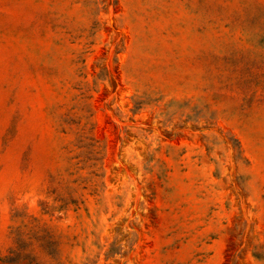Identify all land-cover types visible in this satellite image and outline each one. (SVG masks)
Listing matches in <instances>:
<instances>
[{"label": "rangeland", "instance_id": "rangeland-1", "mask_svg": "<svg viewBox=\"0 0 264 264\" xmlns=\"http://www.w3.org/2000/svg\"><path fill=\"white\" fill-rule=\"evenodd\" d=\"M0 264H264V0H0Z\"/></svg>", "mask_w": 264, "mask_h": 264}, {"label": "trees", "instance_id": "trees-1", "mask_svg": "<svg viewBox=\"0 0 264 264\" xmlns=\"http://www.w3.org/2000/svg\"><path fill=\"white\" fill-rule=\"evenodd\" d=\"M143 104H144V103H142V102H141V103H136V105H135V110H134V111H135V112L139 111V110L141 109V107L143 106Z\"/></svg>", "mask_w": 264, "mask_h": 264}]
</instances>
